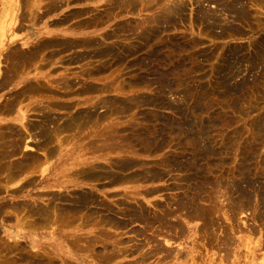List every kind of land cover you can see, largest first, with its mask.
Masks as SVG:
<instances>
[{
  "label": "bare ground",
  "instance_id": "1",
  "mask_svg": "<svg viewBox=\"0 0 264 264\" xmlns=\"http://www.w3.org/2000/svg\"><path fill=\"white\" fill-rule=\"evenodd\" d=\"M104 1L107 4V9L103 7L106 9L102 18H106L104 22L117 16V10L130 12L138 6L141 11L146 10L150 13L149 17L147 16L149 20L145 21L144 18L146 23L142 21L136 24L131 20L135 24L133 26L115 23L114 28L100 33L97 37L85 36L84 33L75 31L72 33L74 35L66 34L64 38H60L61 36L40 38L34 44L23 41L20 42L22 48L16 45L9 50L5 45L4 32L0 31V47L6 49V52L0 53V63H5V67L0 69V91L11 83L22 80L28 67L36 60L41 59L44 62L47 57L55 54L57 56L59 52L72 49L74 54L69 58L71 61L86 60L85 65L89 66L94 65L93 62L99 63V66L96 64L98 66L96 68H84L82 73L86 74L85 76L107 71L110 64L125 65L127 69L136 67L137 71H144L142 75L147 73L149 77L151 76L145 79L148 81L146 88L152 87L155 82L157 85L152 90L154 95L140 93L132 95L131 99L114 97L108 98L109 100L101 97L93 103L92 99L88 98L91 104H86L82 110L76 109L77 111L72 114L68 113L71 115L66 119L60 117L56 110L74 108L71 102H63L60 97H66L75 91L76 83L73 81L75 78H72L73 82L61 77L54 80L46 74L39 73L35 77L39 79L36 82L19 88L20 90L18 89L11 97L5 95L6 97L0 101V114L7 115L26 101L41 106L39 108L37 105L33 106L38 110L35 118L32 117L30 110H23L22 106L17 109L15 122L4 123L2 121L5 120L0 118V192L8 185L22 180L19 186L8 191L10 198H13V193H26L25 189L30 185L36 184L41 187L34 195L31 194L33 196L26 194L25 200L24 196L23 199L17 196L22 200L0 203V220L4 225L11 224L8 227L12 229L5 231L9 237L14 235L7 243L1 240L5 239L4 237H0V264H140L150 256L160 254H163L165 259H179L178 254L181 252L177 247H172L173 240L171 242L169 237L178 238V234L186 230L184 228L187 225L184 223L188 224L195 220L200 221L192 231L198 233L196 244L199 243V249L203 252L200 257L204 259L202 264H264V159L261 158L262 153L259 151L261 150L259 145L264 138V128L261 120L254 121L251 123L253 129L251 136L255 135L253 140L245 142V137L242 140L245 143H239L244 129H237V133L232 134L230 131L231 134L221 135L222 126L233 123L232 116L227 115L228 112L223 114L214 111L217 96L222 99L221 104L236 111L239 101L247 103L248 97L251 99L254 93L260 94L259 88L262 85L264 87L260 82V79L264 78V36L261 35L262 37L254 40L248 52L245 51V46L235 44L233 47L228 46L226 54L221 60L217 59L219 62L213 66L215 67L212 71L213 77L207 84L202 85L198 82L200 77L193 73L204 69L200 57L204 61H209L215 52L188 51V47L193 48L198 44L196 37L190 39L189 36V40H186L179 39L178 36L177 38L157 36L160 30L157 24L161 19H166L169 27L176 26L177 18L185 12L186 2ZM64 2L14 0V13L5 10L0 14L4 18L2 19L4 25L0 29L3 31L8 25L9 31L21 30L23 22L27 19L34 25L35 20L40 21L42 16L70 3L69 0ZM208 8L210 10L201 8L199 13L197 12V18L204 19L201 21L204 24V32L208 30L212 35L219 30L218 37H233L246 33L247 30L243 32L241 27L243 24L250 29L254 25L261 29L264 21L262 18L264 0H220L216 9H213L214 7L211 9L210 6ZM79 13L69 12L64 16L67 19L71 18L70 15L76 16ZM8 14H12V17L6 20V25L4 22ZM96 19L95 15L90 20L80 19L76 26L95 25ZM145 24L149 25V31L143 29ZM194 27L196 28V25ZM160 32L163 33L162 30ZM37 33L38 31L35 36ZM14 41L15 39L11 37V42ZM142 50L143 52L138 53ZM184 51L188 53L184 54ZM133 56L134 58L127 60ZM187 65L190 67L186 71ZM256 71L259 73L258 76L253 74L252 80H248L249 73ZM142 75L130 78V84L127 86L144 82ZM78 80L79 83L81 79ZM92 83H83L76 89V93L91 94L119 85L124 87L122 83L106 82L101 87ZM143 88L145 89V86ZM119 89L117 88V91ZM261 92L260 97L264 98V88ZM168 94L171 96L177 94L179 99L169 102V97L166 98ZM255 98H258V95ZM82 104L84 105L83 102ZM98 108L101 111H98ZM138 108L144 109L131 115L132 111ZM166 109L172 114H164L163 111ZM113 116L116 118H112ZM128 116L126 121H120V118ZM81 129H85L91 139L87 144L91 147L84 151V155L79 154L67 168L65 166L54 169L41 164L43 158L47 160L48 156L58 152L59 144L62 145L64 141L63 133L77 134ZM227 129H230L229 126ZM84 136H81L82 139ZM166 146L174 149L168 154L165 153L166 155L163 154V158L161 157L162 159L155 165H149L150 163L141 159L144 155L153 151L159 152ZM44 148L47 152L40 153ZM87 153L93 155L88 156ZM68 155L63 161L70 160ZM38 171L41 172L39 175L46 173V176L36 181L34 174H38ZM170 173L176 174L172 177L176 183L170 181L173 183L172 186H154L142 191L147 195L164 189L178 191L171 196L169 202L151 201L156 208L154 212L141 205V202H136L137 197L141 195L140 184L162 181ZM117 186H124L121 198L110 199V194L117 193L102 190ZM169 195L167 194V197ZM241 214L244 216L241 217ZM134 222H139L142 227L138 230L134 228L128 230L136 237H142L143 241L141 239V243L138 242L140 239L136 240L141 244L137 243V247H133L132 250L125 246L126 241L121 238L123 233L116 231H123ZM23 238L31 239L32 251L27 250V247L25 249L21 241ZM131 239L133 241L134 238ZM150 244L152 246L147 250L145 247ZM197 247L199 246L196 245ZM134 250H137L139 258L126 260V257L135 252ZM72 251L80 252L82 255L76 256ZM232 255L234 261L229 263ZM198 257L197 260L200 259ZM161 263L162 261L160 263L157 261L156 264Z\"/></svg>",
  "mask_w": 264,
  "mask_h": 264
},
{
  "label": "rangeland",
  "instance_id": "2",
  "mask_svg": "<svg viewBox=\"0 0 264 264\" xmlns=\"http://www.w3.org/2000/svg\"><path fill=\"white\" fill-rule=\"evenodd\" d=\"M13 1L14 0H0V14H2V13H4L5 12V10L8 12V10L10 11V12H13L14 13V10H13ZM47 1H49V0H45V3L47 2ZM61 1V0H60ZM70 1V3L68 4V5H62L60 8H58L57 10H55V11H53V12H51V13H49V14H47V15H44V16H42V18H41V20L40 21H37L36 22V20H35V24L33 25L28 19L26 20V21H24L23 22V28L21 29V30H11V31H9V29H8V25H7V22H6V20H10L9 18L10 17H12V14H8V16H7V18H5V24L7 25V27H6V29L5 30H3L2 31V29H0V31H1V33L2 32H4V38H5V45H6V48H7V50H9V49H11V48H15L16 47V45L19 47H21L22 48V42L23 41H28V42H30V43H32V44H34V43H36V41L38 40V39H40V38H44V39H46V38H50V37H55V38H57V37H59V36H61L60 38H64V37H66V34H72V33H74L75 31L76 32H79L80 34L81 33H84L85 34V36L87 35V36H89V37H97L100 33H102V32H105V31H108V30H111V28H114V24L115 23H124L125 25H130V24H132V26L133 25H135L136 23H138V22H145L146 20L148 21L149 19H147L149 16L148 15H150V13H148V12H146V10H140L139 9V7L140 6H138L137 7V9H135L136 10V12H135V10H131L130 12H132V13H130V12H128V11H124V10H117L118 11V14H117V16H115V17H113V18H111L109 21H107V22H104L105 21V19H102V18H104V13H106V9H107V4L105 3V1L104 0H69ZM194 1V2H193ZM198 1V2H197ZM183 0V2H186V4L184 5V11L185 12H183V14L181 15V16H179L178 18H177V24L179 23V27H177L178 25L176 24V26L174 27V26H171V27H169L170 25L169 24H166V19H164L163 20V18L161 19V22L159 23V24H157V26H158V28L160 29L159 31H158V35L157 36H160V37H163V38H177L176 36H178L179 37V39L181 38V39H188V37L190 38V39H195V37H196V39H198V44L196 45V46H194L193 48H191V47H188L187 48V50L188 51H191V52H193L194 50H196V51H198V52H200V51H203V52H208V51H213V52H215V54L213 55V56H211V58H210V60L209 61H204L201 57H200V59L202 60V61H200V63H202V64H204V69L202 70V71H200V72H198V73H193V75H196L197 77L199 76L200 77V80H198V82L199 83H201L202 85L203 84H207L208 83V81L213 77V73H212V71L214 70V68H213V66L215 65V64H217L218 62H219V60H221L222 58H223V55L224 54H226V48L228 47V46H231V47H233L234 46V44H235V46H245V51L246 52H248V50L249 49H251V47H250V44L254 41V40H256V39H258L259 37H262V36H264L263 34H264V21H263V19L262 18H264L263 16H262V21H263V23H262V27H261V29H258L259 27H256V25H254V27L253 28H249V26H247V25H241V27H242V29H243V32L244 31H246L247 30V32L245 33H242L241 35H234L233 37L232 36H224V37H218V35H217V32L219 31L218 29V31H216L214 34H212L211 35V33L208 31V30H206L205 32H204V30H205V28H204V24L201 22V21H203L204 19L202 18V17H200V18H197V14L199 13V10L201 9V8H204V9H206V10H210V8H208L209 6L211 7V9L213 8V9H216V7H217V3L220 1V0H217V2H216V0ZM200 1V2H199ZM215 1V2H214ZM62 2L63 3H65L64 2V0H62ZM188 2V3H187ZM44 3V4H45ZM105 3V4H104ZM195 3V4H194ZM201 3V4H200ZM208 3V4H207ZM214 3V4H213ZM102 4V5H101ZM194 4V5H193ZM211 4V5H210ZM105 5V6H104ZM197 5V6H196ZM205 6H206V8H205ZM216 6V7H215ZM90 7H91V9H90ZM103 7H105V8H103ZM92 8H94L93 10L95 11H93L92 10ZM188 10H186V9ZM2 9L4 10V11H2ZM73 10V11H72ZM139 10V11H138ZM2 11V12H1ZM96 11H98V12H96ZM117 11H116V13H117ZM124 11V12H123ZM69 12L70 13H72L73 12V14H77V13H79L78 15H70L69 17H71V18H67V19H69V21L66 19V17L65 16H67L68 14H69ZM135 12V13H134ZM198 12V13H197ZM188 13V14H187ZM97 14V15H96ZM102 16H101V15ZM186 14V15H185ZM65 15V16H64ZM83 15V16H82ZM91 15H92V17H91ZM94 15H95V17L97 18L96 20H97V24H95V25H90V26H82V27H78V26H76V23H77V21L79 22V21H83V20H90V19H93V17H94ZM99 15V16H98ZM144 15V16H143ZM72 16H74L73 18H72ZM90 16V17H89ZM98 16V17H97ZM146 16V17H145ZM148 16V17H147ZM63 17H65V18H63ZM196 17V18H195ZM85 18V19H84ZM88 18V19H87ZM90 18V19H89ZM145 18V19H144ZM187 18H189V19H187ZM2 19H4L1 15H0V28L4 25L3 24V21L4 20H2ZM81 19V20H80ZM136 19V20H135ZM145 21H144V20ZM186 19V20H185ZM193 19V20H192ZM56 20V21H55ZM57 20H58V22H57ZM62 20V21H61ZM64 20H66V22L64 23ZM99 20H102V21H99ZM128 20H130V21H128ZM131 20H134L133 22L135 23V24H133V22L131 21ZM139 20V21H138ZM184 22H183V21ZM199 20V21H198ZM61 21V22H60ZM99 21V22H98ZM120 21V22H119ZM57 22V23H56ZM102 22V23H101ZM185 23V24H183V23ZM200 22V23H199ZM75 23V24H74ZM99 23V24H98ZM101 23V24H100ZM146 23V22H145ZM163 23V24H162ZM189 23V24H188ZM199 23V24H198ZM162 24V25H161ZM166 24V25H165ZM194 24V25H193ZM199 26H198V25ZM59 25V26H58ZM99 25H102V26H99ZM168 25V26H167ZM189 25V26H188ZM196 25V28L194 27ZM98 26V27H97ZM161 26H163L162 28H161ZM145 28H143V29H148V31L150 30L149 29V25H147V24H145V26H144ZM187 27H188V29H187ZM78 28V29H77ZM157 28V29H158ZM170 28V29H169ZM173 28V29H172ZM202 28V29H201ZM204 28V29H203ZM15 29V28H14ZM34 29V30H33ZM201 29V30H200ZM253 29V30H252ZM255 29H257V30H255ZM162 30V32L163 33H161L160 31ZM166 30V31H165ZM196 30V31H195ZM203 30V31H202ZM255 30V31H254ZM31 31H33L34 33L33 34H31L30 32ZM36 31H38V35L37 36H35L36 34ZM144 31H147V30H144ZM197 33V34H196ZM208 33V34H207ZM13 34H14V37H13ZM176 34V35H175ZM185 34H187L186 36H185ZM202 34V35H201ZM72 35H74V34H72ZM164 35V36H163ZM170 36V37H168V36ZM210 35H211V37H210ZM242 35H244V36H242ZM262 35V36H261ZM12 37V39H15V41L14 42H11V37ZM16 36V37H15ZM63 36V37H62ZM166 36V37H165ZM174 36V37H173ZM183 36V37H182ZM217 36V37H216ZM9 37V38H8ZM46 37V38H45ZM71 37H73V36H71ZM214 37L216 38V39H214ZM223 38V39H222ZM33 39H35V40H33ZM189 40V39H188ZM202 40V41H201ZM201 41V42H200ZM214 41V42H213ZM21 42V43H20ZM9 44V46L7 47V45ZM237 44H239V45H237ZM30 46V45H29ZM25 47H27V46H25ZM215 50V51H214ZM72 51H73V49L72 50H70V51H65V52H59V54H57V56H52V57H47V59L44 61V62H42V60L41 59H39V60H36L35 62H34V64H32L31 65V67H28V70H26V75H24L23 77H22V80H19V81H21V82H19L18 80L16 81V82H13V83H11L10 85H8L6 88H4L3 90H1L0 91V97L1 96H3L2 98H0V101L4 98V97H11L12 95H14L13 93H15L16 91H18V89L19 88H22V87H24V86H26V85H28V84H30L31 82L33 83V82H36L37 80H39L38 78H35L36 76H37V74H43V75H47V76H50V77H52L54 80H56V79H60V77H61V79L62 78H65V79H69V81H71V82H73L74 81V83H76V85H74V87L77 89V88H79L81 85H83V83H89L90 82V84L92 83V84H94V83H96L95 85H97V86H99V87H101V86H104V84H106V82H111L112 84H118V83H122V85L124 86V87H120V85L119 86H115L116 87V89H115V87L114 88H108L109 90H107V89H105V90H107V92H105V90H102V91H98V92H96V93H89V92H87V94H85L86 92H81V93H76V89H75V91H73L72 92V94L71 95H68V96H66V97H60V99H62V101L63 102H71V104H72V106L74 105V108H69V109H71V110H69V109H59V108H57V110H59L58 112H57V110H56V113H59L58 115L60 116V117H62L63 119H66V117H68L69 115H71L73 112H75V111H77V110H82V108L86 105V104H88L89 103V101L91 100V102L93 103V102H95V101H97V100H99L101 97L102 98H123V97H127L128 99H131L134 95H140V93H142L143 95H154V92L152 91L157 85H156V82L155 83H153V86L152 87H150L149 88V86L146 88V86L148 85L147 83H148V81L147 80H145L146 79V77L148 78L149 77V75L147 74V73H144L143 75H142V73L144 72H142V71H137V69H135V68H131V67H128V69L127 68H125V65H114V64H110L108 67H107V71L106 70H104V71H101V73L99 74V73H95V74H93V75H87V76H85L86 74H84V73H82V70L84 69V68H96V67H98L99 65V63H95V62H93V64L94 65H85V62H86V60H79V61H71L69 58H70V56L71 55H73L74 53H72ZM145 51V50H144ZM4 52H6V49L4 48L3 49V47H0V53H4ZM141 52H143V50L142 51H139L138 53H141ZM246 52H244V54H247ZM186 53H188L187 51H184V54H186ZM243 54V55H244ZM222 55V56H221ZM220 57V58H219ZM63 58V59H62ZM132 58H134V56L133 57H129L127 60H130V59H132ZM217 59H219V60H217ZM62 60V61H61ZM64 60H65V63H64ZM111 61H112V59H110ZM50 61V62H49ZM68 61V62H67ZM70 61V62H69ZM81 61V62H80ZM47 62H49V63H47ZM209 62V63H208ZM35 63H36V65H35ZM38 63V64H37ZM45 63H47V64H45ZM63 63V64H62ZM68 63V64H67ZM39 64L41 65V66H39ZM83 64H84V66H83ZM96 64L98 65V66H96ZM171 64V63H170ZM46 65H48L47 67H45L44 68V66H46ZM246 65V63L242 66L243 68H244V66ZM36 66V67H35ZM39 66V67H38ZM81 66H83V67H81ZM111 66V67H110ZM114 66V67H113ZM3 67H5V63L3 62H1L0 63V69H3ZM43 67V68H42ZM189 67L190 66H188L187 65V67H186V71L189 69ZM34 68V69H33ZM37 68H39V70L37 69ZM116 68V69H115ZM122 68V69H121ZM129 68H130V70H129ZM260 68H261V66H260ZM69 69V70H68ZM71 69V70H70ZM114 69L116 70V71H114ZM131 69H132V71H131ZM56 70V71H55ZM112 70V71H111ZM122 70H124V71H122ZM52 71V72H51ZM69 71V72H68ZM120 71H122V73L120 72ZM127 71H129V72H127ZM137 71V72H136ZM54 72V73H53ZM112 74H111V73ZM208 72V73H207ZM257 72V71H256ZM256 72H252V73H249V76L247 77V79L248 80H252V77L251 76H254V75H257L258 76V72L256 73ZM70 73V74H69ZM110 73V74H109ZM124 73H126V75L124 74ZM131 73V74H130ZM120 74H122L121 76H120ZM129 74V75H128ZM136 74V75H135ZM138 74H141L142 76H143V78H144V82H141V84L140 83H138V85H135V86H127L128 84H130V81H131V79L132 78H134L135 76H137ZM252 74V75H251ZM254 74V75H253ZM131 75H134V76H131ZM146 75H148V76H146ZM203 75V76H202ZM114 76V77H113ZM116 76V77H115ZM130 76V77H129ZM78 77V78H77ZM128 77H129V79H128ZM151 77V76H150ZM149 77V78H150ZM56 78V79H55ZM72 78H75L74 80L72 79ZM100 78H101V80H100ZM103 78H105V79H103ZM118 78V79H117ZM131 78V79H130ZM202 78V79H201ZM78 79H81L80 80V82L78 83ZM93 79V80H92ZM103 79V80H102ZM239 79V78H238ZM73 80V81H72ZM76 80H77V82H76ZM114 80H116V81H114ZM123 80V81H122ZM127 80H128V82L129 83H127ZM261 81V85L262 84H264V78L263 79H260ZM82 81H84V82H82ZM204 82V83H203ZM104 83V84H103ZM127 83V84H126ZM102 84V85H101ZM147 84V85H146ZM155 84V85H154ZM141 85H143V86H145V89L143 88V86H141ZM260 85V86H261ZM139 86V87H138ZM176 86V85H175ZM105 87H106V85H105ZM128 87V88H127ZM154 87V88H153ZM117 88H120L118 91H117ZM122 88V89H121ZM127 88V89H126ZM131 88V89H130ZM136 88V89H135ZM149 88V89H148ZM264 87H263V85H262V87L261 88H259V90H260V94H256V93H254L253 95H254V97L252 98L251 96V99L253 100H251L249 97H248V99L249 100H251V101H249L248 99H247V103H246V101L245 102H243V100L242 101H239V103L237 104V107H238V110H236V111H233V110H231L230 108H228V106L226 107V105H224V104H221V100L222 99H220V97H218L217 96V101L215 102V109H214V111H216L217 113H222L223 112V114L224 113H226V112H228L227 113V115H230V117H231V119L233 120V123L231 124V125H224V126H222V128H221V135H224L223 133H229V134H231V132H232V134L233 133H237V131L238 130H241V129H244V130H242V132L244 131L245 132V130H246V132L244 133H242L243 135H241V140H239V143H245L246 141H248V142H251L252 140H253V138H254V133H253V135L254 136H251L252 134V132H253V129L251 128V123H253L254 121H257V120H261V123H262V126H263V128H264V98L262 97H260V96H262L261 95V90L263 89ZM112 89V90H111ZM151 89V90H150ZM20 90V89H19ZM111 90V91H110ZM135 90V91H134ZM104 91V92H103ZM144 92V93H143ZM76 93V94H75ZM134 93V94H133ZM77 94H81V95H77ZM6 95V96H5ZM126 95V96H125ZM133 95V96H132ZM169 96H167L166 98H168L169 97V102H172V101H174V99H176V100H178L179 99V95H177V94H174V95H170V94H168ZM252 95V96H253ZM257 95H258V98H255V97H257ZM178 97V98H177ZM88 98H90V100L88 99ZM170 98H172V99H170ZM89 101H88V100ZM94 99V100H93ZM108 99V100H109ZM78 101V103L76 102V101ZM167 100V99H166ZM175 100V101H176ZM80 101V102H79ZM86 101H88V102H86ZM72 102H75V103H72ZM82 102L84 103V105L82 104ZM91 102L89 103V104H91ZM253 102V103H252ZM249 103H252V104H250L251 105V107L252 106H254V107H250V105H248L247 106V104H249ZM46 103H44V105H45ZM77 104V105H76ZM88 104V105H89ZM220 104V105H219ZM253 104H255V105H253ZM38 107H37V106ZM78 106V107H76V106ZM249 108H247L246 106ZM24 107L23 108V110H30L31 112H32V117L33 118H35L36 117V115L37 114H35L36 112H38V110L35 108V107H33V106H36L37 108H39L41 105H38V104H36V103H29L28 101H26V102H24V103H22L21 105H18V107L16 108V110H14L13 112H9V114H0V118L1 119H3V120H5V121H2V122H4V123H6V122H15L14 121V118L17 116V109H19V107ZM26 107V108H25ZM80 107V108H79ZM35 109V110H34ZM77 109V110H76ZM144 109V108H143ZM142 109V110H143ZM65 110V112L67 113H65V112H63ZM69 112H68V111ZM98 111H101V109H97ZM139 110H141V108H138V109H134V111H132V113H131V115H134V114H137V112H139ZM141 110V111H142ZM220 110V111H219ZM35 111V112H34ZM210 111H211V109H210ZM210 111H208V112H210ZM164 112V114H172L171 113V111L170 110H165V111H163ZM167 112V113H166ZM245 112V113H244ZM61 113H62V116H61ZM65 113V114H64ZM68 113H71V114H68ZM34 114V115H33ZM241 114V115H240ZM35 116V117H34ZM112 118H116L115 116H113ZM129 118V116L128 117H124V118H120V121H122V122H124V121H126L127 119ZM63 119H60L61 121L63 120ZM226 126V127H225ZM228 126H229V128L230 129H227L228 128ZM249 128H251V129H249ZM223 129H225V130H223ZM236 129V130H235ZM238 129V130H237ZM227 130V131H226ZM233 130H235V132L233 131ZM81 131V132H80ZM80 131H78L77 132V134L75 133V132H72V133H63L62 134V140H64L63 141V143H62V145H60L59 144V146H58V152H56L54 155H51V156H48V158H50V159H48V158H46L47 160H44V158H43V162H45V161H47L46 163H41L42 165H45L44 167H50V168H54V169H56V168H59V167H65L66 166V168H67V166L69 165H72V163L78 158V156H79V154L80 155H84V151L87 149V148H89V147H91V145L90 146H88L87 144H88V140L90 139L88 136H89V134H87V132H86V130L85 129H81ZM223 131V132H222ZM226 131V132H225ZM231 131V132H230ZM251 131V132H250ZM80 132V133H79ZM249 133V134H248ZM71 134V135H70ZM86 136V138H85V136ZM67 135V136H66ZM74 135V136H73ZM80 135V136H79ZM66 136V137H65ZM73 136V137H72ZM78 136V137H77ZM84 136V138L82 139V137ZM247 136H248V138H247ZM68 137V138H67ZM76 137L78 138L77 140L78 141H80V142H77V140H76ZM80 137H81V139L82 140H80ZM246 137V138H245ZM72 138V139H71ZM243 138H245L244 140H245V142H243L242 140H243ZM71 139V140H70ZM66 140V141H65ZM91 140V139H90ZM251 140V141H250ZM29 140H26V142H28ZM242 141V142H241ZM30 142H31V140H30ZM76 142H77V145H76ZM263 142H264V138H263V141L260 143V149L261 150H259V151H261V153L263 154L264 153V145H262L263 144ZM29 143V142H28ZM74 143V144H73ZM29 144H31V143H29ZM32 145V144H31ZM54 145V144H53ZM72 145V146H71ZM76 145V146H75ZM85 145H86V147H85ZM33 146V145H32ZM71 146V147H70ZM73 146H75V147H73ZM83 146V147H82ZM83 148H84V150H83ZM27 149V148H26ZM90 149V148H89ZM174 149V147H164V149L162 148V150H160L159 152L158 151H153V152H151V153H148V154H146V155H144L141 159L142 160H144L145 162L147 161L148 163H150L149 165H155V163L156 162H158V160L160 159H162L163 157H162V155L164 154V155H166V154H168V153H170L171 152V150H173ZM44 150V151H43ZM43 150H40V153L41 152H47V150H46V148H44ZM82 150V151H81ZM154 153V154H153ZM166 153V154H165ZM67 154H69L68 156H70V160H68V161H63V159H64V157H66L67 156ZM95 154H98V153H95ZM262 154H261V158L262 159H264V155L262 156ZM86 155H88V156H92L93 154L92 153H87ZM52 157V158H51ZM162 157V158H161ZM260 158V159H261ZM107 159V158H106ZM105 158H104V160H106ZM49 160V161H48ZM51 160V161H50ZM233 160H231V162H232ZM101 162V161H100ZM102 162H105V161H102ZM230 162V163H231ZM234 162V161H233ZM153 163V164H152ZM231 164H233V163H231ZM41 172L40 171H38V174H34V176L36 177L35 179H36V181H39L40 179H42L44 176H46V173H43L42 175H39ZM38 175V176H37ZM174 175H176L175 173H170L168 176H166L162 181H155V182H149V183H142V184H140L141 186H142V188H140V192H141V195L139 196V197H137L138 198V200L136 201V202H138V203H140L141 205L143 204V206H145L147 209H150V211L151 212H154L155 210H156V208L154 207V205H153V203L155 202V201H162L163 203H165L166 201L167 202H169V199L171 198V196H174L173 194L175 193V192H177L178 193V191H175V190H172L171 191V189H168V190H161V191H159V192H156V193H151V195L150 194H144V193H142V191L144 190V189H150L151 187H154V186H162V187H164V186H172L173 185V183L175 184L176 183V181H174V179L172 178ZM171 176V177H170ZM38 178V179H37ZM175 178V177H174ZM168 179H169V181H168ZM23 181V180H22ZM22 181H19L18 183H16V184H12V185H8L5 189H3V192H0V203H4V202H8V200L10 201H17V200H22L23 199V196H24V200L26 199V197H25V195L26 194H30V196H33L34 195V192H36L37 190H39V188L41 187V186H39V185H36V184H34L33 186L32 185H30L29 186V188H26L25 190H27L26 191V193L25 192H20V193H16V194H14L13 193V198H10L11 196H9V192L8 191H10V190H12V189H14V188H16L15 186H19L20 184L19 183H21ZM170 181H173V183L172 182H170ZM169 183H171L170 185H169ZM37 186V187H36ZM107 187V186H106ZM124 186H117V187H110V189L109 190H106V189H102V190H105V191H107V192H111V191H113V192H116L117 194H119V196L117 195V194H115V195H111L110 194V199H116V198H121L122 196L121 195H123V193H124ZM31 190V191H30ZM54 190H57V189H54ZM59 190H61V189H59ZM28 191H30V192H28ZM61 191H64V190H61ZM28 192V193H27ZM171 192H173V193H171ZM12 193V192H11ZM33 193V195H31ZM121 194V195H120ZM167 194L169 195V197H167ZM176 194V193H175ZM16 197H15V196ZM145 195V196H144ZM147 195V196H146ZM17 196H21L22 197V199L20 198V197H17ZM112 196V197H111ZM153 203H152V202ZM143 202V203H142ZM150 206V207H149ZM152 209V210H151ZM154 210V211H153ZM244 215H242L241 214V217H243ZM244 220V219H243ZM191 222V223H190ZM188 224H185L184 223V225H187L185 228H184V230L186 231H183L182 233H180V234H178V238L177 237H175V238H171V237H169V240H171V242H172V240H173V242L171 243L172 244V247L173 246H175V247H177V249H179L180 250V252H181V254H178V255H180V257H179V259H165L164 257H163V254H160V255H155V256H150L149 257V259H147L146 261H144V262H142V263H140V264H156L157 263V261H159V263L162 261V263L161 264H202L203 263V258H200V257H202V254H203V252H201L202 250H200L199 248H200V245H199V243H197L196 244V241H197V235H198V233L197 232H194V231H192V229L193 228H196L197 226H196V224H198L199 225V223H200V221H198V220H195V221H190ZM8 224V225H7ZM5 223V225H4V223L3 222H1V220H0V237L2 238V237H4L5 239H1L2 241H4L5 243H7V242H10L13 238H14V235H11V237H9L7 234V232L5 231V229H7V230H9V229H12L11 227H8V226H10L11 224H9V223ZM7 226V227H6ZM136 227V228H135ZM142 227V225L141 224H139V222H134V223H132V224H130L129 226H128V228L127 229H124L123 231L122 230H119V231H116V233H120V232H122L123 233V235H122V240H124V241H126V243H125V246H127L128 248H131L132 250L134 249V248H136L137 247V245L138 244H141L142 242H141V239H142V241H143V238L141 237H136L133 233L131 234V232H129V230H132L133 228H134V230H138V229H140ZM129 229V230H128ZM48 231H43V233H47ZM125 232V233H124ZM185 232V233H184ZM126 233H128V234H126ZM150 233V232H149ZM180 235H181V237H180ZM131 236V237H130ZM133 236H135V237H133ZM27 237H28V235H27ZM124 237H127V239L126 238H124ZM130 237V238H129ZM16 238V237H15ZM124 238V239H123ZM131 238H134L133 239V241H132V239ZM131 239V240H130ZM140 239V241H138V242H141V243H138V242H136V240H139ZM160 239V238H159ZM162 239V238H161ZM160 239V240H161ZM7 240V241H6ZM9 240V241H8ZM21 241H22V243H23V245L25 246V249H26V247L28 248L27 250H30V251H32V244H31V239H29V238H23V239H21ZM42 241H44V240H42ZM131 241V242H130ZM161 241H163V239L161 240ZM190 242V243H189ZM25 243V244H24ZM138 243V244H137ZM132 244V245H131ZM196 245L197 246H199V247H197L196 248ZM130 246V247H129ZM136 246V247H135ZM152 246V244H150L149 246H146L145 248L148 250V249H150V247ZM32 247V248H31ZM134 247V248H133ZM31 248V249H30ZM196 248V249H195ZM135 252L132 254V255H129L128 257H126V260H134V259H136V258H139V254H137L136 252H137V250H134ZM73 252V251H72ZM73 253H75L76 254V256H81L82 255V253H80V252H73ZM201 253V254H200ZM216 253V252H215ZM200 255V256H199ZM16 256V255H15ZM18 256V255H17ZM16 256V257H17ZM194 256H195V258H194ZM199 256V257H198ZM158 257H160V258H158ZM163 257V258H162ZM197 257H198V259L199 260H197ZM158 258V259H157ZM240 258H243V257H240ZM159 259H161V260H159ZM164 259V260H163ZM202 259V260H201ZM229 260H231L229 263H232L233 261H234V256L232 255L231 257H230V259ZM191 263H190V262ZM167 262V263H166ZM201 262V263H200Z\"/></svg>",
  "mask_w": 264,
  "mask_h": 264
}]
</instances>
